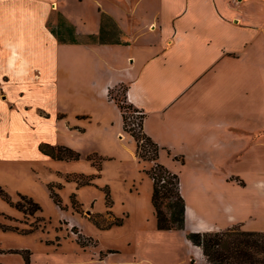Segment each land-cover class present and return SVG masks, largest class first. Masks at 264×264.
Here are the masks:
<instances>
[{"label":"rangeland","instance_id":"rangeland-1","mask_svg":"<svg viewBox=\"0 0 264 264\" xmlns=\"http://www.w3.org/2000/svg\"><path fill=\"white\" fill-rule=\"evenodd\" d=\"M135 1L148 10L141 14L146 19L154 9L150 5L161 0H0V50L1 44L8 46L2 33L29 39L23 29L36 26L26 21L39 5L42 25L51 32L57 29L58 13L86 27L89 20H101L108 6L121 4L130 12ZM108 36L124 41L122 31ZM53 51L57 72L52 83L32 82L22 97L18 84L0 83L5 97H0V186L6 195H0V264H24L27 253L29 264H184L187 247L169 248V237L156 232L148 174L153 161L138 157L135 141L120 126L118 109L99 97L100 87L87 72L86 46L58 43ZM233 62L232 69L225 62L203 71L178 100L188 98L199 113L191 137L231 147L232 157L222 156L215 165L206 154L197 162L184 146L186 158L171 161L166 156L171 149L159 146L169 166L159 153L157 162L182 183L203 178L204 185L213 186L226 174L264 179V55H243ZM123 94V86L112 90L119 100ZM49 97L55 102L48 105ZM47 109L57 113L50 121L40 120L39 115L50 116ZM125 114L128 127L139 133L142 112L126 108ZM42 137L72 149L78 159L42 155L36 148ZM29 198L38 208L27 203Z\"/></svg>","mask_w":264,"mask_h":264},{"label":"crops","instance_id":"crops-1","mask_svg":"<svg viewBox=\"0 0 264 264\" xmlns=\"http://www.w3.org/2000/svg\"><path fill=\"white\" fill-rule=\"evenodd\" d=\"M16 2L24 3L26 0ZM157 3L150 5L154 9L146 19L141 14L148 10L143 12L140 7L143 4L139 1L134 2V9L130 12L122 9L121 4L117 8L107 7L105 12L124 34L123 42L126 44L80 42L72 45L86 46L90 55L87 72H91L93 82L100 87L99 97L118 109L120 126L121 112L108 93L110 89L125 85L128 103L144 113L143 131L161 148L171 149V154L166 155L167 160L186 158L187 153L182 147L188 146L195 161L200 162L204 155L211 154L217 165L222 156L225 160L232 157L228 155L231 147L211 145L191 137V133L196 131L193 124L199 113L189 107L188 98L185 102L178 100L203 71L218 68L225 62L232 69L235 66L233 61L243 55H264V0H161ZM27 4L34 8L32 3ZM39 6L26 21L28 27L31 22L36 26L23 29V34H28L29 39L12 38L11 34L1 32V38H5L8 46L1 44L0 83L18 84L21 97L28 84L36 81L40 86L50 84L57 72L53 50L58 41L42 25L44 18L40 15ZM69 22L75 26L80 40L86 34H97L100 29V19L97 22L89 20L86 27L81 20ZM131 22L132 27L129 26ZM34 27L55 45L33 35ZM35 70L38 73L35 74ZM45 100L47 104L55 102L52 97ZM39 109L43 107L35 105V110ZM47 111L50 116L38 114V118L50 121L57 113V110ZM262 112L264 117V106ZM41 143L55 142L42 137L36 143L38 151ZM165 152L160 151L159 160L169 166L165 159L162 160ZM263 180L257 177L244 180L227 174L218 176L213 186L204 185L203 178L185 181L190 183L188 186L179 180V190L185 201V229L156 228V232L164 238L169 237L166 238L169 248L178 243L187 247L184 264H207L201 249L191 244L186 233L222 231L233 226H240L245 231H264ZM154 221L156 227L155 216Z\"/></svg>","mask_w":264,"mask_h":264},{"label":"trees","instance_id":"trees-1","mask_svg":"<svg viewBox=\"0 0 264 264\" xmlns=\"http://www.w3.org/2000/svg\"><path fill=\"white\" fill-rule=\"evenodd\" d=\"M106 27H110L111 31H107ZM120 32L116 22L107 14L101 16L99 32L86 34L82 40L77 37L75 26L62 13H58L57 29L51 30L58 43L61 44H78L80 42L85 44H126L119 38L108 36L110 33L114 36ZM122 86L123 100L112 96L113 89L109 90L108 95L115 101L121 112L123 130L129 133L135 141L138 157L153 161L148 174L152 179L151 205L156 220V228L158 230H184L185 201L179 190V177L157 162L160 147L143 131L144 113L128 103L125 95L127 87ZM124 101L128 104H124ZM126 108L142 112L139 133L128 127ZM38 149L45 156L56 160H76L79 156L72 149L61 145L41 143ZM63 152L69 155H63ZM146 153H149L150 156ZM1 188L0 186V195L6 196ZM27 203L35 209L38 208V205L30 198ZM186 237L191 244L201 249L207 264H264V231H245L240 226H233L222 231L187 232ZM24 264H29L28 253L24 257Z\"/></svg>","mask_w":264,"mask_h":264}]
</instances>
